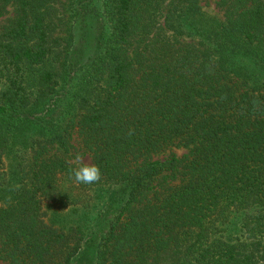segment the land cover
Segmentation results:
<instances>
[{"label": "trees", "instance_id": "16d2710c", "mask_svg": "<svg viewBox=\"0 0 264 264\" xmlns=\"http://www.w3.org/2000/svg\"><path fill=\"white\" fill-rule=\"evenodd\" d=\"M200 1L0 0V264H264V0ZM61 179L111 188L87 233Z\"/></svg>", "mask_w": 264, "mask_h": 264}, {"label": "rangeland", "instance_id": "374dc122", "mask_svg": "<svg viewBox=\"0 0 264 264\" xmlns=\"http://www.w3.org/2000/svg\"><path fill=\"white\" fill-rule=\"evenodd\" d=\"M55 5L59 9L68 8L67 0H55ZM1 4V2H0ZM201 8L207 13L212 15H217L221 18V12L214 6L213 0H208L207 3L205 1H200ZM61 7V8H60ZM61 9V10H62ZM57 16L62 15L61 11L57 12ZM13 14V8L11 4H7L6 6L2 7L0 11V26L5 23ZM63 34V33H62ZM61 34V35H62ZM264 77V74H262ZM264 79V78H263ZM31 135V131L27 130L23 132L21 138L24 139H15L16 144L22 140H28L27 138ZM73 145L75 146L76 150L79 149L80 143L79 138L74 134L72 138ZM20 147V145L18 146ZM17 147V148H18ZM78 151V150H77ZM184 148H176L174 152L177 155H181L184 153ZM28 156L29 149L27 147L22 148V150H18L14 148V152L9 156H4V167L7 168L8 172L14 169L17 158L14 156ZM72 159L71 162L74 161L75 156L71 154ZM86 161L89 162V157L87 155L82 156ZM8 176H6L7 178ZM58 189L61 190L60 193L64 195L65 199H69V202L66 203L64 206V202H61L60 205L53 204L50 200L43 201L42 206L45 212V220L53 224V226L57 227L62 231H68L70 229L81 228L85 233L90 231L95 223L97 215L100 211L101 204L108 198L110 195L111 188H108L105 185H97L93 186L89 189H81L68 180L61 179L57 181ZM233 229L229 228L230 239H233L238 235L237 232ZM226 235H228L226 233Z\"/></svg>", "mask_w": 264, "mask_h": 264}, {"label": "clouds", "instance_id": "9594fccd", "mask_svg": "<svg viewBox=\"0 0 264 264\" xmlns=\"http://www.w3.org/2000/svg\"><path fill=\"white\" fill-rule=\"evenodd\" d=\"M74 167L70 168L68 179L75 184L92 185L102 178L100 167L86 161L79 153L74 158Z\"/></svg>", "mask_w": 264, "mask_h": 264}]
</instances>
